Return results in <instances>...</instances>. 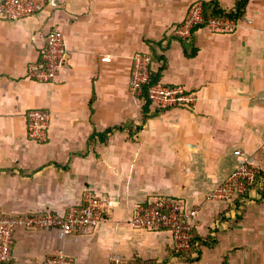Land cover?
Returning a JSON list of instances; mask_svg holds the SVG:
<instances>
[{
	"label": "crops",
	"instance_id": "1",
	"mask_svg": "<svg viewBox=\"0 0 264 264\" xmlns=\"http://www.w3.org/2000/svg\"><path fill=\"white\" fill-rule=\"evenodd\" d=\"M195 1L234 12L238 0H58L0 20L1 211L62 215L89 190L107 202L98 227L78 235L17 229L0 264H45L58 250L75 264H264V0H246L232 32L200 26L174 37ZM52 29L67 59L54 82H36L30 70ZM135 53L150 56L158 83L195 92L194 105L133 97ZM30 109L50 116L43 143L27 137ZM246 160L260 174L244 198L206 201ZM157 196L197 207L188 253H175L166 231L130 227L134 207Z\"/></svg>",
	"mask_w": 264,
	"mask_h": 264
},
{
	"label": "built area",
	"instance_id": "2",
	"mask_svg": "<svg viewBox=\"0 0 264 264\" xmlns=\"http://www.w3.org/2000/svg\"><path fill=\"white\" fill-rule=\"evenodd\" d=\"M57 8L58 0H0V20L18 21L41 12L45 8ZM203 3L193 2L184 21L171 29V34L182 40L191 37L193 29L205 26L212 32H232L238 27V20L203 16ZM67 50L64 36L57 29L50 30L44 38L41 51V64L32 67L30 77L40 83H52L58 71L64 66ZM152 60L148 54L135 53L131 57V71L128 91L139 98L144 89L147 100L160 109L190 108L197 101L195 92L182 86H166L161 83L148 85ZM28 139L43 143L47 140L50 116L46 111L30 109L25 114ZM240 156L239 151H234ZM260 174L258 166L251 161L240 163L220 184L209 190L204 198L209 202L232 204L244 198L256 177ZM107 202L93 191H86L80 205L67 208L62 215L45 213L7 215L0 209V263L10 260L14 245V234L19 228L25 230L55 229L62 236L78 235L94 230L104 220ZM197 207H188L184 201L163 196L151 197L137 204L129 220L136 230L166 231L172 241L175 253L187 252L192 243L194 220ZM72 257L63 251L53 253L45 264H75ZM110 264H126L120 259H112Z\"/></svg>",
	"mask_w": 264,
	"mask_h": 264
},
{
	"label": "trees",
	"instance_id": "3",
	"mask_svg": "<svg viewBox=\"0 0 264 264\" xmlns=\"http://www.w3.org/2000/svg\"><path fill=\"white\" fill-rule=\"evenodd\" d=\"M245 5H246V0H238L236 2L235 11L234 12H224V11L218 9L215 6L213 8H211L209 10V12H208V9H207L208 6L207 5H203V11H204L203 12V16H204L205 19H208L209 17H217V18H227V19H231V20H238L241 17V15H242V10L245 7ZM155 83H157V81L152 78V75H150L148 85L155 84ZM144 95H146L145 89H144ZM109 132L110 131H108L107 133H109ZM107 133L100 135V138L103 139L106 136ZM190 250H191V247H190V249L187 252L177 253V254L178 255H183L184 253H188Z\"/></svg>",
	"mask_w": 264,
	"mask_h": 264
}]
</instances>
